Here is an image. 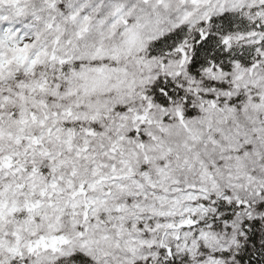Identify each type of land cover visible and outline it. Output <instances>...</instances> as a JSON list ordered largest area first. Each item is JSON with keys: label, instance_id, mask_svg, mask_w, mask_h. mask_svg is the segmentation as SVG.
Masks as SVG:
<instances>
[{"label": "snow or ice", "instance_id": "6c2138e0", "mask_svg": "<svg viewBox=\"0 0 264 264\" xmlns=\"http://www.w3.org/2000/svg\"><path fill=\"white\" fill-rule=\"evenodd\" d=\"M0 264H264V0H0Z\"/></svg>", "mask_w": 264, "mask_h": 264}]
</instances>
